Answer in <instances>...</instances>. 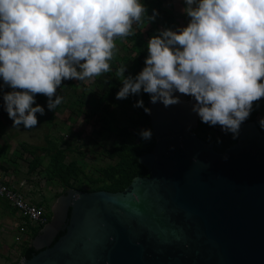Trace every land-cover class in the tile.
Listing matches in <instances>:
<instances>
[{
	"label": "clouds",
	"instance_id": "obj_1",
	"mask_svg": "<svg viewBox=\"0 0 264 264\" xmlns=\"http://www.w3.org/2000/svg\"><path fill=\"white\" fill-rule=\"evenodd\" d=\"M184 3L188 25L151 37L138 75L125 77L127 66L117 68L116 99L143 91L168 108L181 103L179 93L192 98L202 123L236 139L254 102L264 98V0ZM146 13L141 0H0V90L12 89L3 101L13 128H37V113L45 114L37 94L54 110L64 99L56 94L62 81H91L111 71L116 39L135 36L133 25ZM134 107L151 114L142 100ZM259 125L264 129V118ZM139 135L150 140L153 133Z\"/></svg>",
	"mask_w": 264,
	"mask_h": 264
},
{
	"label": "water",
	"instance_id": "obj_2",
	"mask_svg": "<svg viewBox=\"0 0 264 264\" xmlns=\"http://www.w3.org/2000/svg\"><path fill=\"white\" fill-rule=\"evenodd\" d=\"M180 100L148 103L155 143L137 159L148 176L117 192L66 190L37 253L16 264H264V133L245 121L219 153Z\"/></svg>",
	"mask_w": 264,
	"mask_h": 264
},
{
	"label": "rangeland",
	"instance_id": "obj_3",
	"mask_svg": "<svg viewBox=\"0 0 264 264\" xmlns=\"http://www.w3.org/2000/svg\"><path fill=\"white\" fill-rule=\"evenodd\" d=\"M158 1H162L160 9L156 6ZM141 3L146 7L147 13L143 23L133 25L136 35L126 39L118 38L115 41L118 51L114 58L120 65L127 66L125 77L129 75L135 77L139 74V64H143L148 56V41L155 34H159V30H176L186 27L190 21V17L183 12L186 7L184 0H141ZM154 10L158 14L154 20L148 21L147 16L152 17ZM119 79L116 74L111 78L107 73H103L91 81H62L56 94L64 98L63 102L54 110H48V98L37 94L36 104L45 109L44 115L37 113V128L26 130L23 125L17 128L18 137L15 139V145L19 160L16 162L19 168L25 166V171L28 168V172L23 173V178L32 183L37 181L41 185L39 188L44 199L42 207L47 215L51 214L62 192L68 190L51 174L50 150L51 153L61 151L63 162L66 164L73 161L77 170L83 174L81 180L77 182L70 179L72 185L90 189L94 180L97 181V186L103 185L100 170L113 164L107 157L110 148L118 146L123 141L131 142L117 134L119 129L127 127L131 119H134L128 99H116V94L122 87ZM114 82L116 89L109 93V87ZM2 84L3 81L0 79V85ZM10 91L12 89L5 86L0 90V94ZM176 94L183 101L194 103L192 98ZM35 106L34 104L33 107ZM253 107L258 111L259 124L260 119L264 118V98L254 102ZM262 130L264 132V129ZM219 132L223 133L224 138H231L229 133L225 134L221 129ZM15 233L16 230L9 233L10 243ZM24 247L26 244L23 241L15 243L14 246L18 250Z\"/></svg>",
	"mask_w": 264,
	"mask_h": 264
},
{
	"label": "trees",
	"instance_id": "obj_4",
	"mask_svg": "<svg viewBox=\"0 0 264 264\" xmlns=\"http://www.w3.org/2000/svg\"><path fill=\"white\" fill-rule=\"evenodd\" d=\"M161 3L162 1L157 2L156 4L157 8L160 9ZM110 66L112 70L109 71L107 75L110 76L111 78H114L116 74V70L120 66L119 61L114 58L110 62ZM144 67H145L144 63L139 64L138 72L140 73V71H142ZM115 89H116V83L114 82L109 87V93L113 92ZM127 99L131 111L134 114V119H131V122L127 127L125 128L123 127L119 129L117 131V134L123 139L131 140V142L126 143V141H123L118 146H114L110 148V150L107 152V157L111 161H113V164H110L107 167L100 170V175H101L100 180L103 182V185L97 186L96 180L91 182L92 186H90L91 187L90 189L89 188L83 189L80 186L72 185L70 179H73L74 182H77L81 180L83 174H81V172L77 170L76 164L73 161L68 162L66 164L63 162V153L61 151H55V153H51L50 152L51 150L49 151V157H50L49 160L52 164L51 174H53L59 180L60 184L64 185L66 189H77L79 191H85V192L99 191V190L117 192V191H122L131 182V180L134 177L148 176V172L146 168L140 165L137 159L140 155L152 151L155 140L153 135L150 140H144L139 135L141 130L151 129L150 120L148 114L144 112V108L134 107V105L138 101L142 100L144 107L148 108L150 95L141 91L139 95H130ZM257 115H258V111L253 107L250 117L246 121H254L259 127L260 131L263 132V130L261 129V127L257 122ZM219 129H221L220 126L210 127L209 125L202 123L200 118L198 117L197 128L194 130V132L197 134V136L200 139L209 143L215 151L221 153L226 148L235 144L238 138L233 139L231 133H229L231 137L230 139L224 138L223 133H220ZM65 192L66 191H63L62 194H64ZM45 217L48 222L50 220L51 214L45 215ZM41 228L42 226L33 231L32 238L38 235L39 230ZM62 234L63 233H59L58 237L61 236ZM58 237L54 240L53 243H55ZM34 253H37V251H34V249L27 247L23 251L22 257L29 259Z\"/></svg>",
	"mask_w": 264,
	"mask_h": 264
},
{
	"label": "crops",
	"instance_id": "obj_5",
	"mask_svg": "<svg viewBox=\"0 0 264 264\" xmlns=\"http://www.w3.org/2000/svg\"><path fill=\"white\" fill-rule=\"evenodd\" d=\"M3 94L5 93L0 94V174L11 187L23 194L25 200L43 208L44 199L41 197L39 188L41 185L37 181L32 183L23 178L22 175L24 172V174L28 172V168L25 171V166H21L23 168L21 170L16 162V160H19L16 156L18 151L15 145L18 129L13 128V121L9 119L7 112L4 110ZM7 121L9 126H7ZM22 223V219L17 216L15 210L6 201L0 199V264H16L22 259L23 251L27 247L31 248V242L35 238H32V233L39 227L27 226V231L19 235L18 229L22 226ZM13 230H16V233L10 243L9 233ZM17 236L20 237L19 241L15 240ZM22 241L26 244V247L19 250L14 248L15 243Z\"/></svg>",
	"mask_w": 264,
	"mask_h": 264
},
{
	"label": "built area",
	"instance_id": "obj_6",
	"mask_svg": "<svg viewBox=\"0 0 264 264\" xmlns=\"http://www.w3.org/2000/svg\"><path fill=\"white\" fill-rule=\"evenodd\" d=\"M0 199L6 201L16 212L17 216L22 219V226L19 227V235L27 231V226L43 227L47 223L43 208L25 200L23 194L11 187L0 174ZM16 241L20 237L15 238Z\"/></svg>",
	"mask_w": 264,
	"mask_h": 264
},
{
	"label": "flooded vegetation",
	"instance_id": "obj_7",
	"mask_svg": "<svg viewBox=\"0 0 264 264\" xmlns=\"http://www.w3.org/2000/svg\"><path fill=\"white\" fill-rule=\"evenodd\" d=\"M151 152V151H150ZM149 153V152H148ZM87 192H90V191H87ZM45 215H47V213L45 212Z\"/></svg>",
	"mask_w": 264,
	"mask_h": 264
}]
</instances>
